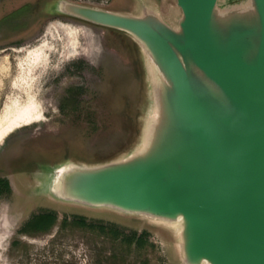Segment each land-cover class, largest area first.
<instances>
[{"label":"water","instance_id":"1","mask_svg":"<svg viewBox=\"0 0 264 264\" xmlns=\"http://www.w3.org/2000/svg\"><path fill=\"white\" fill-rule=\"evenodd\" d=\"M41 6L130 40L146 100L129 151L40 167L38 192L168 225L179 264H264V0H174L168 16L148 0Z\"/></svg>","mask_w":264,"mask_h":264},{"label":"rangeland","instance_id":"2","mask_svg":"<svg viewBox=\"0 0 264 264\" xmlns=\"http://www.w3.org/2000/svg\"><path fill=\"white\" fill-rule=\"evenodd\" d=\"M44 1L0 0V264H42L36 258L57 228L38 238L19 236L26 255L12 248L21 225L34 214L53 212L58 219L84 217L137 234L154 244L150 264H179L174 231L165 224L107 210H89L53 202L38 192L44 174L38 168L67 159L95 163L121 157L138 140L146 87L131 41L111 30L51 17ZM94 7L134 12L139 0H70ZM168 16L174 0H148ZM17 13V14H14ZM58 22V23H57ZM60 24L72 27V39ZM65 258L87 264L99 248L88 237L60 240ZM41 256V257H43ZM139 264V261H135Z\"/></svg>","mask_w":264,"mask_h":264},{"label":"trees","instance_id":"3","mask_svg":"<svg viewBox=\"0 0 264 264\" xmlns=\"http://www.w3.org/2000/svg\"><path fill=\"white\" fill-rule=\"evenodd\" d=\"M9 191L8 182L0 180V195ZM54 228H57L55 236L43 247L47 255L43 256L42 253L36 255V258H43L42 264H80L74 258H65L63 250L59 251L60 240L67 235L88 237L96 246L100 245L99 248L93 249L94 257L87 264H135V261H139V264H150L146 253L148 249L155 248L144 233L126 232L115 225L88 221L84 217L59 220L55 213L49 211L34 214L26 220L13 240L12 248L26 255L28 245L19 241V236L38 238L50 234Z\"/></svg>","mask_w":264,"mask_h":264},{"label":"bare ground","instance_id":"4","mask_svg":"<svg viewBox=\"0 0 264 264\" xmlns=\"http://www.w3.org/2000/svg\"><path fill=\"white\" fill-rule=\"evenodd\" d=\"M58 23V22H57ZM59 26L61 29L65 30V32H67V34L72 37V39H75L76 36H77V33L76 31L72 28V27H69V26H66V25H63V24H60L59 23ZM14 128L13 125H8L6 128H2L0 130V139L2 138V136H4L6 133H8L9 131H11V129Z\"/></svg>","mask_w":264,"mask_h":264}]
</instances>
